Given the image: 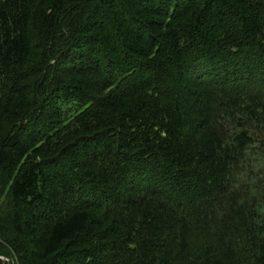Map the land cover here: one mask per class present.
<instances>
[{"label":"trees","instance_id":"16d2710c","mask_svg":"<svg viewBox=\"0 0 264 264\" xmlns=\"http://www.w3.org/2000/svg\"><path fill=\"white\" fill-rule=\"evenodd\" d=\"M262 173L264 0H0V256L264 264Z\"/></svg>","mask_w":264,"mask_h":264},{"label":"rangeland","instance_id":"374dc122","mask_svg":"<svg viewBox=\"0 0 264 264\" xmlns=\"http://www.w3.org/2000/svg\"><path fill=\"white\" fill-rule=\"evenodd\" d=\"M262 175H264V173H262ZM5 199H6V196L3 195L2 198H1V200H0V207L2 206V203L3 202L5 204V202H6ZM0 210H2V208ZM4 256L1 255L0 256V259H2L5 262V264H18L17 261L15 260V258L13 256H10V255L9 256H5V257Z\"/></svg>","mask_w":264,"mask_h":264}]
</instances>
